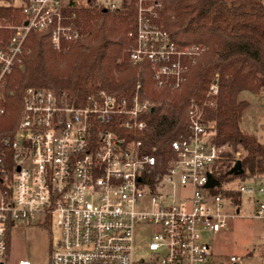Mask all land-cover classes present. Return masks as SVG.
Masks as SVG:
<instances>
[{
  "label": "built area",
  "instance_id": "2783aa9c",
  "mask_svg": "<svg viewBox=\"0 0 264 264\" xmlns=\"http://www.w3.org/2000/svg\"><path fill=\"white\" fill-rule=\"evenodd\" d=\"M164 2L138 0L129 61L149 65L157 90L179 91L207 48L173 40L160 20ZM120 5L121 0H0V119L10 113L9 81L31 53L32 32L48 34L54 50L62 51L79 38L78 11H115ZM218 94L215 81L210 106L216 107ZM145 95L141 82L133 94L120 96L105 89L86 98L25 89L15 129L0 136V264H8L13 229L37 222L59 230L47 264H209L204 234L219 233L229 218L240 216L242 203L235 204L228 190L259 204L254 217L264 224V174L248 177L251 186H208L218 179L228 147L213 143L214 132L194 103L189 134L172 141L166 163L156 147L149 152L144 140L134 138L144 136L145 116L153 109ZM243 156L237 151L233 160ZM139 248L148 257H135ZM240 261L231 257V264Z\"/></svg>",
  "mask_w": 264,
  "mask_h": 264
},
{
  "label": "trees",
  "instance_id": "16d2710c",
  "mask_svg": "<svg viewBox=\"0 0 264 264\" xmlns=\"http://www.w3.org/2000/svg\"><path fill=\"white\" fill-rule=\"evenodd\" d=\"M138 0H121L115 11L92 6L78 11L77 40L64 50H54L46 33L32 32L30 52L24 67L10 78L9 115L0 119V136L15 129L27 87L55 92L67 91L81 98L105 89L116 95H130L139 82L144 99L152 103L145 119L148 128L134 138L144 140L148 151L157 148V158L166 163L172 156V141L189 134V107L202 112V122L214 132L213 143L228 147L217 168V178L228 183L236 178L264 174V143L244 131L241 121L249 102L244 91L264 92V3L261 0H165L161 23L181 46L203 43L207 50L190 68L179 91L157 90L148 64L133 66L129 49L135 31ZM217 81L216 107L208 104V92ZM243 152V174L232 171L233 156ZM237 205L239 192H225Z\"/></svg>",
  "mask_w": 264,
  "mask_h": 264
},
{
  "label": "rangeland",
  "instance_id": "374dc122",
  "mask_svg": "<svg viewBox=\"0 0 264 264\" xmlns=\"http://www.w3.org/2000/svg\"><path fill=\"white\" fill-rule=\"evenodd\" d=\"M240 99L249 102L242 117V129L257 135L264 143V92L244 91ZM252 183L247 177L228 182L232 188L251 186ZM241 203L240 216L229 218L225 229L219 233L204 234V241L211 246L209 264H231L232 256L240 257L239 264L263 263L264 224L262 220L254 217L259 204L248 195L242 196ZM229 213L236 214V209L229 208ZM58 231L55 225L49 226L39 222L35 225L20 223L10 234L8 264H18L21 259H30L34 264H47L59 237ZM138 239L145 241L146 237L140 234ZM135 257L146 258L148 253L139 248Z\"/></svg>",
  "mask_w": 264,
  "mask_h": 264
},
{
  "label": "water",
  "instance_id": "95a60500",
  "mask_svg": "<svg viewBox=\"0 0 264 264\" xmlns=\"http://www.w3.org/2000/svg\"><path fill=\"white\" fill-rule=\"evenodd\" d=\"M154 109H152L153 111ZM232 171H234V173L236 174H243V172H245L242 168V163L241 161H237L236 164L234 165ZM220 181L218 179L212 178L209 180L208 186L209 187H213L215 185H219Z\"/></svg>",
  "mask_w": 264,
  "mask_h": 264
}]
</instances>
